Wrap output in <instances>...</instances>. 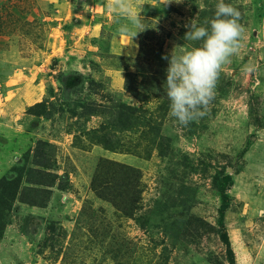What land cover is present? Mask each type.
I'll list each match as a JSON object with an SVG mask.
<instances>
[{
    "label": "rangeland",
    "instance_id": "rangeland-1",
    "mask_svg": "<svg viewBox=\"0 0 264 264\" xmlns=\"http://www.w3.org/2000/svg\"><path fill=\"white\" fill-rule=\"evenodd\" d=\"M146 2L132 37L108 0H0V180L34 166L39 140L61 175L44 205L18 194L0 264H264V0H225L245 46L188 126L170 115L163 57L199 45L186 25L218 0Z\"/></svg>",
    "mask_w": 264,
    "mask_h": 264
},
{
    "label": "clouds",
    "instance_id": "clouds-1",
    "mask_svg": "<svg viewBox=\"0 0 264 264\" xmlns=\"http://www.w3.org/2000/svg\"><path fill=\"white\" fill-rule=\"evenodd\" d=\"M162 4L172 0H160ZM179 3L180 0H175ZM146 0H137L139 11L133 12L131 0H108V7L118 13L127 14L137 29L132 37L144 30L139 12ZM241 12L231 3L218 0L214 16L204 24L194 20L186 25L184 38L199 42L198 46L170 57L166 69V95L170 100V115L183 126L197 121L207 114L210 103L216 96V88L221 72L232 61V57L244 48L245 27L240 22ZM129 32L127 25L121 28ZM258 70L254 64L246 65L244 72L253 74Z\"/></svg>",
    "mask_w": 264,
    "mask_h": 264
},
{
    "label": "trees",
    "instance_id": "trees-1",
    "mask_svg": "<svg viewBox=\"0 0 264 264\" xmlns=\"http://www.w3.org/2000/svg\"><path fill=\"white\" fill-rule=\"evenodd\" d=\"M44 105L45 102L38 104V106ZM133 109L135 113L136 109ZM87 111L89 113L96 112L94 108H88ZM115 114L121 117V121H118V125L123 129L130 127L133 113L128 115L123 111H117ZM138 121L140 122V126H146L148 124L147 122H149L146 118L143 122L141 119ZM101 142L110 149L117 147L112 145L111 142L109 143V140L105 138H103ZM32 154L34 166H28L27 160L25 159L22 164L15 166L0 180V235H2L11 217L13 203L18 194L19 199L24 203L44 205L51 197L52 188L55 187L57 183H59L58 180L61 179V175L55 171L57 166L55 160V144L48 140H39ZM24 181L26 184H23ZM227 243H229V241H227Z\"/></svg>",
    "mask_w": 264,
    "mask_h": 264
}]
</instances>
